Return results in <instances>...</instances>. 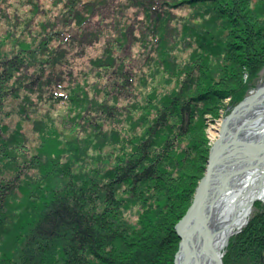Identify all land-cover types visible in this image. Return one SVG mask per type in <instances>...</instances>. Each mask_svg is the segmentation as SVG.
Wrapping results in <instances>:
<instances>
[{
	"label": "trees",
	"instance_id": "obj_1",
	"mask_svg": "<svg viewBox=\"0 0 264 264\" xmlns=\"http://www.w3.org/2000/svg\"><path fill=\"white\" fill-rule=\"evenodd\" d=\"M252 4L0 0V264L173 263L204 116L238 104L264 66ZM227 15L243 52L217 25ZM232 48L240 71L220 64ZM250 226L246 261L263 264L264 212Z\"/></svg>",
	"mask_w": 264,
	"mask_h": 264
},
{
	"label": "bare ground",
	"instance_id": "obj_2",
	"mask_svg": "<svg viewBox=\"0 0 264 264\" xmlns=\"http://www.w3.org/2000/svg\"><path fill=\"white\" fill-rule=\"evenodd\" d=\"M243 80H247L246 74ZM244 100H252V117L246 105H226V111L233 110L209 127L210 148H215L212 167L215 172L204 205L203 221L195 223L197 226L190 238L189 264H221V253L229 238L245 228L254 203L264 202V83L247 94ZM248 119H252L250 131L232 141V133L240 131ZM191 212L187 219L193 225L196 213ZM176 226L177 223L174 229ZM178 230L182 243L177 247L173 264L185 254L189 236L184 224Z\"/></svg>",
	"mask_w": 264,
	"mask_h": 264
},
{
	"label": "rangeland",
	"instance_id": "obj_3",
	"mask_svg": "<svg viewBox=\"0 0 264 264\" xmlns=\"http://www.w3.org/2000/svg\"><path fill=\"white\" fill-rule=\"evenodd\" d=\"M250 9H251L250 13H251V16L253 18V24H252L251 28L254 31V34L252 35V38L256 42L255 45H253V48H254L253 49V51H254L253 53L254 54L252 56H254L255 54H258L256 56L260 57L261 53L264 52V50L262 49L263 45H260V42L264 41V22H263L264 21V5L259 0H253V4L250 6ZM207 13L208 14H207L206 18L211 17L213 15V13H214V9L208 8L207 9ZM182 14H183V16L186 19H188V21H192L191 18L189 19L188 12L187 13H183L182 12L179 15H182ZM245 14H247V12H245ZM229 15H227V17H224V18H221V19H215V18L214 19L218 21V23H217L218 26H220L221 25L220 24L221 21L223 22V20H224L227 23L228 26H231L233 28V29L229 28V31L233 33V35H234L233 37L234 38L240 39L239 42H241V43L237 42L238 40H236V39H235V41L239 45L238 46L236 44L237 48L239 47L238 50L242 51L245 42L243 40H241V36L239 34V32L241 30L236 24H235L236 26H234V25L232 26V24H228V23L232 22V20L234 18L233 16H229ZM190 17H191V15H190ZM209 19H212V18H209ZM194 25H196V24H194ZM206 32L208 33V31H206ZM221 34H224V29L223 28H222ZM220 36H221V40L219 41L220 44L226 45L225 41H228V43H230V40H228V38H224L223 35H220ZM213 43H215V42H213ZM184 51H185L184 55L187 58V61H190V59H192L193 56L194 57L197 56L196 58H200L199 55H203L204 54V52H199V54L195 55L196 51L194 52L193 50H185V49H184ZM191 53H193L194 55L189 56ZM221 53L222 54L219 57V59L221 58V59H224L225 61L224 60H222V62L220 61V64H223V66L228 65L230 67L234 63L237 71H240V68L243 65V64H241V62H244V61L241 58L239 60V62H236V60H235L236 58L235 57H236V55H239L238 57H240V54L235 49H233L232 52H228L227 51V53H224V52H221ZM246 57L247 56H245V58ZM212 59L214 60V63L213 64L211 63V65L212 66L217 65V63L219 61L218 55H214V58H212ZM223 61L225 62V64L223 63ZM257 67H260V68L258 69ZM257 67H255V68L258 69L257 70L258 73H256V75L251 80V82L247 84L248 88L245 90V93H244V95L242 97V100L239 103H242V101L244 100V97L247 96V94H249L252 90L256 89V87L258 85L264 83V66L263 67L257 66ZM244 76H245V73H243L242 77L244 78ZM229 102H230V99L226 98L223 103L219 102L217 104V107H216L218 109L217 117H207V115L204 116L205 129H204L203 135H205V139L207 140V143H208L207 144V154L205 156L204 163H202L203 164L202 166H204V168H202V166H201V171H202L200 173L201 177L197 181L196 186H195V188L193 189V191L191 193L190 203H189V206H188L186 212L189 210V208L191 207V205L193 203V200H194V198L196 196V192H197L198 186H199L200 182L203 180V178L205 177V171H206V169L208 167V161H209V157H210V139H209V135H208L209 127L211 125H214L216 123V121L221 116L224 117V116L228 115L230 111L233 110V109H230V110L226 111L225 107H226V105L230 106ZM55 144H56V141H55ZM55 147H57V145H55ZM262 206H264V202H261V203L255 202L254 205H253V208H252V212H251L249 218L247 219V223H246L245 228L241 229L239 232L234 233L229 238V241L226 244L225 249L221 253V261H222L221 264H248V262L246 261V253L248 252L247 251L248 242L251 241L250 240L251 239V232L253 231V229H250L251 226L249 227V223L251 222V220L253 221V219L258 218V216L261 215L264 212L262 210ZM135 209H137V208L134 207V208L131 209V212L129 213L131 217L133 216V213H134ZM186 212H185V214H186ZM185 214L177 222V224L184 218ZM174 233L176 235L175 229H174ZM176 237L178 239V244H177V247H178V245L180 243V239L178 238L177 235H176ZM175 256H176V252H175L174 257H173V262L175 260Z\"/></svg>",
	"mask_w": 264,
	"mask_h": 264
},
{
	"label": "water",
	"instance_id": "obj_4",
	"mask_svg": "<svg viewBox=\"0 0 264 264\" xmlns=\"http://www.w3.org/2000/svg\"><path fill=\"white\" fill-rule=\"evenodd\" d=\"M242 105H246L249 109V116L252 117V113L253 112V105H252V100L246 102L245 100L241 103ZM252 127V119L251 120H247L245 125H243V128L240 131H236L232 133V141L236 140V137L238 138L239 136L241 137L242 135H244L246 132H249L250 129ZM214 159H215V148H210V157H209V161H208V167L206 169V174L205 177L203 178V180L200 182L197 192H196V196L193 200V203L191 205V207L189 208V210L186 212L184 218L177 224L176 228H175V232L176 235L178 236V238L180 239V242L182 243V235L180 234L178 228L181 227V225L184 224L185 226V230L187 229L189 231V236L188 238L186 236H184V238H187L186 240V248H185V254L181 257V259L179 260V262L177 264H189V253L191 250V241L190 238L193 236L194 233V228L195 223L198 222L199 220L202 219L203 221V210H204V205L208 196V191L210 188V184L212 181V176L214 174L215 171H213L212 167L214 164ZM215 170V169H214ZM196 213V217L194 220V223L192 225V221L188 220L187 217L189 215L192 214V212ZM194 216L192 217L193 220Z\"/></svg>",
	"mask_w": 264,
	"mask_h": 264
}]
</instances>
